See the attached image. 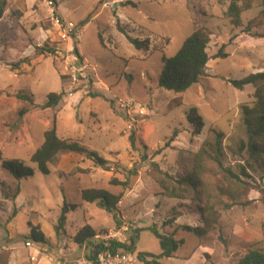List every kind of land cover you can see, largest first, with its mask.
Segmentation results:
<instances>
[{
	"label": "rangeland",
	"instance_id": "obj_1",
	"mask_svg": "<svg viewBox=\"0 0 264 264\" xmlns=\"http://www.w3.org/2000/svg\"><path fill=\"white\" fill-rule=\"evenodd\" d=\"M227 6V0H7L0 18V150L4 159L23 160L33 174L16 179L0 164V264L39 263L43 253L32 261L34 251L25 247L32 241L30 226L45 237L33 247L57 256L60 242H74L72 235L85 223L98 234L120 229L127 244L135 235V252L150 254L161 251L158 235L173 234L181 243L173 256L159 259L163 264H234L246 249H264V174L244 148L241 109H255V88L237 89L227 81L264 71V0H250L239 26L225 17ZM116 21L130 36L147 38L148 49H136ZM198 27L209 33L208 54L224 45L227 56L210 58L205 75L182 93L160 87L162 52L173 56ZM37 46L54 52H37ZM60 91L64 96L55 107L41 108L48 93ZM190 107L204 122L197 135L186 119ZM22 109L27 111L20 114ZM54 118L60 138L79 140L106 159L110 170L84 154L62 153L48 174L41 173L29 158ZM212 130L223 134L221 165L202 156L200 198L190 187L183 198L165 197L155 181L159 171L173 177L189 173L204 143L209 152L215 148ZM132 168L136 175L128 176ZM112 176L128 177L129 183L110 184ZM88 187L122 193L118 225L97 201L81 199L80 189ZM64 202L77 207L56 229ZM205 204L220 213L208 234L179 227L201 225L198 208Z\"/></svg>",
	"mask_w": 264,
	"mask_h": 264
},
{
	"label": "trees",
	"instance_id": "obj_2",
	"mask_svg": "<svg viewBox=\"0 0 264 264\" xmlns=\"http://www.w3.org/2000/svg\"><path fill=\"white\" fill-rule=\"evenodd\" d=\"M223 1V0H217ZM228 6L224 15L230 19V22L234 26L240 24V13L242 10L250 7V0H227ZM241 3V4H240ZM7 0H0V18L2 17ZM125 4H132L131 1H126ZM116 27L119 31L123 32L127 40L136 48L147 50L149 47V40L139 39L138 37L130 36L126 30L120 25L119 21H116ZM102 44V39L100 38ZM209 42V33L201 27L195 28L193 32L187 36L177 52L173 56H166L164 52L161 54L162 67L158 77V84L160 87L172 90L175 93H182L187 90L191 85L197 83L199 79L205 75V68L210 58H224L227 54L222 51L224 45H222L212 56L207 52V44ZM38 52H50L53 53L54 49H44L43 47H36ZM162 51V50H161ZM73 53L77 58H81L78 53V49L73 44ZM62 78V77H61ZM227 81L237 89H243L247 84H251L255 90L253 97L255 99V109L246 105L242 106V122L245 126L247 139L244 144V148L251 158V161L263 172L264 174V71L250 73L241 79H227ZM64 91L50 92L46 96L45 102L41 105V108H53L63 98ZM17 97L23 100H28L30 104H33L32 98L26 94L19 93ZM177 104H181L180 99L177 100ZM27 111L22 109L20 114ZM186 119L191 126V133L197 135L201 132L204 122L202 117L198 114L195 107H190L185 113ZM214 132L215 144L210 149L211 152L204 146L200 148L194 154V164L189 171L182 177H173L167 172L159 171L155 181L158 184L161 193L167 198H183L184 192L188 191V188L193 193L199 194L200 188L203 186V180L201 177V158L204 154L213 156L217 163H220V150H221V132L212 130ZM176 136V130L173 131L168 141H172ZM130 145L133 147L135 142L134 132H131L129 137ZM166 142L165 144H167ZM62 153H80L84 154L87 159L91 160L94 166L100 167L103 170H110L109 162L100 157L95 151L88 149L79 140L72 138H60L56 133L55 118L49 128L43 132V141L39 147H37L31 154L29 160L36 164L37 169L43 173H49V164L54 163L58 156ZM0 164L1 167L7 170L14 178L20 179L31 176L33 169L27 166L23 160L18 158L4 159L0 150ZM229 174L237 178L233 173L227 171ZM128 176L136 175V168L129 169L127 171ZM110 184L121 185L125 188L128 183V177L124 180H118L116 177L109 179ZM19 187L16 186V192L18 193ZM16 193V194H17ZM122 193L114 194L104 188L88 187L80 189V197L85 202L97 201L100 206L109 211L116 225L119 224L117 204L120 200ZM77 204L63 203L61 214L58 219L56 229L61 228L65 221V215L69 210H74ZM231 205H223V208L228 209ZM200 214L201 225L189 226L179 225L185 231L192 232L197 236H205L210 230H212L219 222L220 213L214 205L205 204L198 208ZM175 218L169 219V223L174 222ZM263 237H264V221L262 223ZM96 232L89 224H84L73 236V241L79 246H84L85 257L94 261L96 254L105 249L122 250V251H135L134 237H129V243L119 241H102L95 239ZM161 251L159 254H150L138 252L140 257L149 258L148 264H163L159 262L160 258L171 257L174 255L178 245L181 241L175 240L173 234L170 235H158ZM29 238L32 242H45L44 234L41 232L38 226H30ZM234 264H264V249L263 248H248L238 258Z\"/></svg>",
	"mask_w": 264,
	"mask_h": 264
},
{
	"label": "built area",
	"instance_id": "obj_3",
	"mask_svg": "<svg viewBox=\"0 0 264 264\" xmlns=\"http://www.w3.org/2000/svg\"><path fill=\"white\" fill-rule=\"evenodd\" d=\"M52 2H49L51 4ZM51 13L53 14L54 11L51 9ZM58 18H56V22H58ZM70 26V30L72 29V23H68ZM64 36V34H63ZM123 231L127 230L126 226H123ZM120 237V229L114 231L113 233H99L95 235V239L102 240L105 242L108 241H119L123 242V240ZM33 242L26 241L25 247L30 248L34 251L33 255H29L30 260L32 261H38V258L40 255H42V252L36 248L33 247ZM149 258L147 257H140L138 255V252L135 251H122V250H111L109 248H105L101 251H99L96 254L95 260H89L86 257H84L82 260H75V261H66V260H50L49 264H148Z\"/></svg>",
	"mask_w": 264,
	"mask_h": 264
},
{
	"label": "crops",
	"instance_id": "obj_4",
	"mask_svg": "<svg viewBox=\"0 0 264 264\" xmlns=\"http://www.w3.org/2000/svg\"><path fill=\"white\" fill-rule=\"evenodd\" d=\"M88 224V223H85ZM91 226V225H90ZM82 227V226H81ZM80 227V228H81ZM92 227V226H91ZM93 228V227H92ZM94 229V228H93ZM94 231L96 232V230L94 229ZM98 234V233H96ZM75 235V234H74ZM72 235V236H74ZM73 238V237H72ZM66 242V241H65ZM63 240L60 242L62 245L59 247V251L58 253L60 254V256H63L64 259L62 260H66V261H75V260H82L85 257V248L84 246H77L76 243L72 242V243H65ZM38 248V247H36ZM42 253H43V257H41L39 259V263L41 264V262L43 264L48 263V258L49 257L51 260L56 259L57 255H54V253H46L43 252L41 248H38ZM45 253V254H44ZM47 254V256H46ZM45 257V258H44ZM47 260V261H46ZM50 263V262H49Z\"/></svg>",
	"mask_w": 264,
	"mask_h": 264
}]
</instances>
